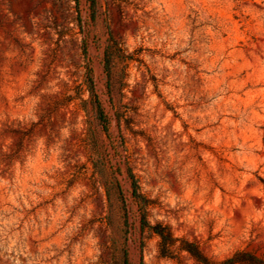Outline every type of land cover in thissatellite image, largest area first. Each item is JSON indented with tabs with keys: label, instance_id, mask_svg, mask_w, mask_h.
Here are the masks:
<instances>
[{
	"label": "rangeland",
	"instance_id": "obj_1",
	"mask_svg": "<svg viewBox=\"0 0 264 264\" xmlns=\"http://www.w3.org/2000/svg\"><path fill=\"white\" fill-rule=\"evenodd\" d=\"M128 170L177 245L264 257V0H0V264H200Z\"/></svg>",
	"mask_w": 264,
	"mask_h": 264
},
{
	"label": "trees",
	"instance_id": "obj_2",
	"mask_svg": "<svg viewBox=\"0 0 264 264\" xmlns=\"http://www.w3.org/2000/svg\"><path fill=\"white\" fill-rule=\"evenodd\" d=\"M77 1V0H76ZM89 1V8L91 10V16L94 18L97 12V0H88ZM108 40H110V44L106 47V72L109 73V63L111 56L114 54L116 50H119L117 47V43L113 38L112 34L108 32ZM89 83L91 88V93H93L92 81H91V73L89 72ZM95 95V94H94ZM97 108L98 118L102 123V126L105 131H107V120L106 116L103 113V110L100 106L99 101L95 96L94 100ZM128 177L130 179V183L132 186V193L133 195L140 200L138 202V206L140 209V226L142 229H148L152 233L158 236L159 238V250L162 255L171 256L174 255L176 251H186L190 256H192L196 261L200 264H264V257L256 255L250 251H235L232 255L224 258L220 261H213L210 260L207 256L203 254L200 250L197 243L188 241L185 239L180 240V244L177 245L178 238L174 237L170 228L166 225L161 223L151 224L146 217L145 213V202H143V197L138 192V184L135 178V175L131 170H128ZM127 263V260H126Z\"/></svg>",
	"mask_w": 264,
	"mask_h": 264
}]
</instances>
